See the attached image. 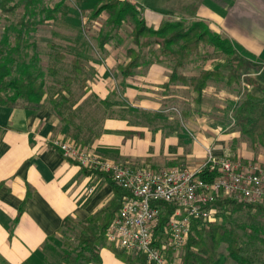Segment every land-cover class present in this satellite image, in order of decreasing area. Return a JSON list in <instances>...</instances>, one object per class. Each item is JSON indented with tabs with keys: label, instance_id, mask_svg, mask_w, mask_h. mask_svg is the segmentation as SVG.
<instances>
[{
	"label": "crops",
	"instance_id": "obj_1",
	"mask_svg": "<svg viewBox=\"0 0 264 264\" xmlns=\"http://www.w3.org/2000/svg\"><path fill=\"white\" fill-rule=\"evenodd\" d=\"M88 1L72 0L68 5L73 3L75 9L67 5L68 12L88 11ZM132 3L153 29L175 16L185 20L186 15L193 16L194 21L205 22L213 32L228 39L248 61L264 68V0ZM132 39L130 36L126 46L131 45ZM107 44V61L99 66L100 81L91 88L101 100L111 99L118 91L123 103L134 111L131 120L126 116L107 117L102 131L96 132L94 138L80 135L78 139L47 103V97L37 106L26 102L15 107L0 105V264H69L62 259L64 255L57 254L61 252L58 247L64 238V222L70 220L72 232L82 230L74 246L82 245L91 232H100L98 220L88 221L104 214H109V219L108 210H115L119 204L117 184L111 175L101 171L87 173L63 157L54 145L55 140L88 147L97 154L98 149L106 151L110 156L103 154L105 159L155 172L179 165L195 169L204 165L210 155H228L241 161L257 158L264 163L260 155L246 154L243 147L237 150L236 141L241 133L233 129V124L224 125L226 102L232 99L233 103L234 95L215 89L212 93L211 85L201 95L193 88L172 85V71L164 63L139 67L134 75L124 79L119 67L130 61V47L124 48L123 43L115 49L113 44ZM222 80L227 84L226 78ZM211 94L224 103H214L209 108ZM174 107L180 108L179 116L172 113ZM116 249L104 242L98 248L99 263L81 259L74 264H147L142 258L126 262ZM51 256L61 260H52ZM231 260L222 253L212 264H233Z\"/></svg>",
	"mask_w": 264,
	"mask_h": 264
},
{
	"label": "trees",
	"instance_id": "obj_2",
	"mask_svg": "<svg viewBox=\"0 0 264 264\" xmlns=\"http://www.w3.org/2000/svg\"><path fill=\"white\" fill-rule=\"evenodd\" d=\"M60 4L51 8L47 0H21L20 4L12 7L11 10H16L24 5V14L21 21L12 23L0 30V105L4 107H15L21 102H26L28 105H39L47 96L46 74L41 67L42 57L41 48L36 41L31 39L30 35L37 31V27L45 26L49 21H55V14L60 11L63 0ZM1 6V5H0ZM3 7V5H2ZM4 10L7 11L6 7ZM69 9V7H67ZM104 12L109 15L107 26L110 31L116 30L122 26L127 20L135 24L134 47H130L127 51V57L130 59L125 67H119L122 77L128 78L135 74V70L139 67H148L154 63H164L163 58L169 59L173 65V71L170 75V84H181L193 88L199 95L207 89L211 80L227 79L228 85L240 84L242 82V74L239 71L249 64L252 65L245 57H243L232 43L223 36L213 32L209 25L202 21H164L160 28H149L142 18L141 12L135 5L121 0H105V2L96 8L91 14V20H96ZM28 18V19H27ZM107 31V30H106ZM113 34L101 33V43L99 47L103 48L106 42L112 39ZM82 43L83 51L75 50L76 54L81 57L85 55L87 43ZM157 46L159 50L155 52L152 47ZM54 45H49L50 47ZM201 47L213 48L215 52L223 53L228 58H233L230 61V70L224 67L222 71H206L201 76L186 77L181 71L193 57L200 54ZM150 49V51H146ZM63 58L64 56H59ZM151 57V59L149 58ZM74 63H81L73 61ZM237 66L234 69L233 63ZM224 71V72H223ZM244 78H249L244 77ZM84 78L82 81L84 82ZM243 79V83H244ZM249 81V80H248ZM253 86H258L257 81L252 83ZM250 85V84H249ZM248 85V86H249ZM251 86V85H250ZM66 88V87H65ZM260 88H263L260 87ZM50 104L53 102L51 97L47 96ZM59 103L53 106L54 111L63 121L68 123L60 109L57 108ZM235 112L234 125L242 131L245 136L264 149V99H259L255 95H247V99L237 107ZM52 106V104H51ZM87 173L93 170H87ZM107 175V174H106ZM110 178V177H109ZM116 185V184H115ZM118 192L119 204L117 208L110 209L109 214L103 216L97 215L88 223L94 220L100 222V232L97 234L90 233V237L85 239L80 249L71 250L72 254H77L70 264H74L78 260L85 262L99 263L98 248L100 244L106 241V230L115 217V213L121 208V201L126 196V192L116 185ZM216 207L217 210L232 211L236 208H257L264 211V207L259 205H251L239 203L231 198H218L215 202L208 204L207 207ZM119 207V208H118ZM162 215L159 222L154 227V238L157 241L156 246L161 243H168L171 239L165 228L169 223L171 216L176 211V206L161 203ZM71 226L70 220H66L61 231ZM207 238L208 242L205 240ZM210 241V243H209ZM101 242V243H100ZM204 242L206 244H204ZM226 242L229 245L228 256L237 264H246L247 259L242 255L241 250L237 247V237L234 233H228L224 227L218 225L217 222L204 223L195 220L191 225V231L185 246L179 251L177 264H212L218 257L217 249L221 243ZM208 243L210 245H208ZM117 248V247H116ZM115 249V248H114ZM116 252L126 262L132 261L126 256L125 251L117 248ZM125 252V253H124ZM169 252L173 253V249ZM129 254V253H128ZM183 254V255H182ZM65 256V254H64ZM144 259L147 257L139 255ZM150 264V263H149Z\"/></svg>",
	"mask_w": 264,
	"mask_h": 264
},
{
	"label": "rangeland",
	"instance_id": "obj_3",
	"mask_svg": "<svg viewBox=\"0 0 264 264\" xmlns=\"http://www.w3.org/2000/svg\"><path fill=\"white\" fill-rule=\"evenodd\" d=\"M47 1L50 7L53 8L55 5L60 4L59 2L61 0ZM63 2L64 4H62L60 11L55 14L56 20L47 22L45 26L37 27V31L32 33L30 37L33 41H36L41 48V67L46 74L47 96L51 97L53 101H58L57 103H59V105L57 108L61 110L62 115H64L68 121V123L65 124L72 128L74 135H78V139L80 138V135L87 136L88 139H91L94 138L96 132L102 131L107 117L113 118L116 116H126L128 120H131V114L134 112L132 111V108L123 103L125 101L122 99L118 91L115 92L116 95H113L111 99L101 100L91 88L100 81L101 72L99 66H103V63H106L107 61L105 58L107 54L105 53V45L103 48L99 47V43H101L100 34L102 32L107 33V31L110 35L113 34L111 41L105 43H108L107 46L113 44V48L118 49L119 46L125 45L124 48L127 49L129 47H134L133 35H135L136 26L132 20H126L121 27L110 31V28L106 24L109 18L107 12L102 13L100 15L102 17H99L96 20H91V14L93 11L100 7L105 0H90L91 7L88 6L90 7L88 11L80 12L75 10L76 13L74 12V14H70L67 9L68 6L74 7L73 3L72 5H68L71 4L72 1L63 0ZM88 2L89 1L86 0V3ZM20 3L21 0H0L1 32H3V29L6 26L21 21L24 14V5L16 10H11L12 7H15ZM129 3H132V0ZM2 5L3 7H6L7 11L4 10L5 8H3ZM187 12L189 11H186L185 13ZM186 17L187 20H185L183 16H178V18L175 16L172 17L170 21H187L192 23L195 20L193 19V16L186 15ZM130 36H133L132 42H130L131 45L126 46ZM78 38L84 39L85 43L88 45V47H86L88 50L85 52V55H87L86 57H81L75 52L77 49L79 51L84 50L81 46V41L77 40ZM51 44L54 45L53 48L52 46L48 47ZM151 49L157 52L159 47L154 45ZM146 51L149 52L150 49ZM61 55L64 57L60 58L59 56ZM116 58L118 59V57H115L114 59L116 60ZM149 58L151 59V57ZM232 59L233 58H228L223 53L215 52L211 47H201L200 54L197 57L190 59L180 72L186 77H197L201 76L202 73L206 71H222L224 67H228L229 69L225 70L228 73L231 71L229 62L233 61ZM112 60L113 59H111V62H113ZM73 61H79L81 63L77 64ZM163 62L167 65L170 71H173L174 64L170 62L169 59L163 58ZM233 65L234 69H237L235 63H233ZM239 73L242 74V82H240V84H235L234 82V84L228 85V83L226 84V82L221 79L211 80L209 83L212 87L211 92L213 93L214 89L215 91L224 90L223 92L236 97H234L233 103L232 99L226 102V106L227 104L228 106L226 107L223 117L225 120L224 125L230 126V124H233V129H236L237 132L241 133V137L236 141V144H238L237 150L243 147L246 154H253L252 156L260 155L261 158L264 159V149L260 146L254 145L255 143H253L248 136H245L240 128L234 125V111L236 110V104H238V107L241 102L247 99V95H255L259 99H264V68L258 64L252 63V65L249 64L246 68L241 69ZM247 76L249 78H244ZM82 78L85 79L84 82L82 81ZM243 79H245L244 83ZM256 81L258 86H253L252 83H255ZM262 86L263 88H260ZM211 95V102L208 105L209 108H211L214 103L221 104L223 100H219L218 98L214 99L213 94ZM223 98L226 97L223 96ZM48 101L50 102L49 99ZM49 102L47 103L49 105L52 104V107L54 106L55 108V104L57 103H54L53 105V102L51 104ZM120 107H122V109ZM173 109V114L177 116L181 114L179 107H174ZM214 113L219 116L221 115V113H218L217 111ZM76 129H80V131L76 132L78 131ZM97 152L99 155H102V157L103 154L109 155L106 151L103 152L99 149ZM111 159L114 158L111 157ZM255 161L260 162L257 158ZM219 212L218 217L220 218V221L218 220V225L224 227L228 233L233 232L235 237H237L236 246L239 247L242 255L247 259L246 264H264V211L249 207L236 208V210H230L229 212L219 210ZM81 225L82 224H80V226ZM72 231L73 229L71 226L61 231V235L64 236V238H61L62 246L58 247L61 252H57L61 257L65 254L62 259H66L69 264L71 260H74L75 258V254H72L71 250L80 249L82 247V245L74 246L76 243L75 238H78V234L82 230ZM89 237L90 236H87L85 238L87 239ZM205 240L208 242L207 238H205ZM206 243L204 242V244ZM209 243L208 245H210ZM228 250L229 245L224 242L221 243L220 247L217 249V253L228 255ZM52 256V260H61L60 257L53 258ZM126 256L128 258L130 257V259H140L139 255L126 253ZM232 261L233 260H231V262ZM60 263L61 261H59L58 264ZM232 263L237 264L234 261Z\"/></svg>",
	"mask_w": 264,
	"mask_h": 264
},
{
	"label": "built area",
	"instance_id": "obj_4",
	"mask_svg": "<svg viewBox=\"0 0 264 264\" xmlns=\"http://www.w3.org/2000/svg\"><path fill=\"white\" fill-rule=\"evenodd\" d=\"M54 145L65 159L78 166L110 174L127 193L106 230V241L129 254L145 255L150 264H177L192 223L220 221L217 208L207 207L218 198L228 197L239 203L264 207L262 162L210 155L204 165L195 169L179 165L155 172L105 159L68 141L55 140ZM161 203L177 208L165 228L171 239L159 247L153 230L162 215Z\"/></svg>",
	"mask_w": 264,
	"mask_h": 264
}]
</instances>
